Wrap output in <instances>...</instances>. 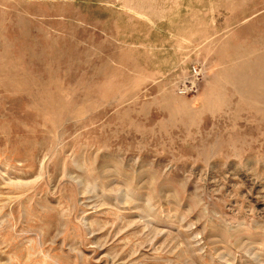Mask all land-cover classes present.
<instances>
[{"label":"rangeland","instance_id":"374dc122","mask_svg":"<svg viewBox=\"0 0 264 264\" xmlns=\"http://www.w3.org/2000/svg\"><path fill=\"white\" fill-rule=\"evenodd\" d=\"M0 264H264V0H0Z\"/></svg>","mask_w":264,"mask_h":264},{"label":"built area","instance_id":"2783aa9c","mask_svg":"<svg viewBox=\"0 0 264 264\" xmlns=\"http://www.w3.org/2000/svg\"><path fill=\"white\" fill-rule=\"evenodd\" d=\"M198 70H196V69H192V74L193 75H195V76H198ZM182 92H185L184 90H180V93H182Z\"/></svg>","mask_w":264,"mask_h":264}]
</instances>
